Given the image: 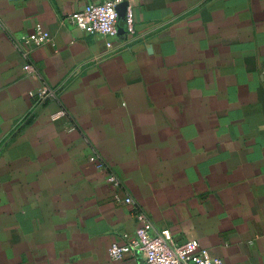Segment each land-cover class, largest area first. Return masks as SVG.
Masks as SVG:
<instances>
[{"label": "crops", "instance_id": "1", "mask_svg": "<svg viewBox=\"0 0 264 264\" xmlns=\"http://www.w3.org/2000/svg\"><path fill=\"white\" fill-rule=\"evenodd\" d=\"M102 1L0 0V264H143L108 253L138 211L264 264V0H126L114 37L71 18ZM36 25L50 40L25 59Z\"/></svg>", "mask_w": 264, "mask_h": 264}, {"label": "built area", "instance_id": "2", "mask_svg": "<svg viewBox=\"0 0 264 264\" xmlns=\"http://www.w3.org/2000/svg\"><path fill=\"white\" fill-rule=\"evenodd\" d=\"M124 2L126 0H104L99 3H88L74 11L71 18L77 27L89 34L114 37L117 34L119 22L117 7ZM133 22V9L130 4H127L124 23L129 33H133ZM49 40L48 35L39 25H36L32 33L21 35L16 42L21 55L27 59L30 47L41 45ZM23 68L31 74L34 71L29 62H25ZM53 91V89L43 87L38 103L52 95ZM63 115H65V111L59 110L50 116L51 119H57ZM89 159L95 163L97 168L105 167L102 159L96 154L90 156ZM107 180L113 187H119V180L113 173L107 174ZM115 197L120 199L117 194ZM124 201L130 204L133 210H137L129 196L124 197ZM137 218L139 225L133 237L125 244L112 243L109 246L108 253L111 258L118 259L125 254H131L134 257L142 258L145 264H224L221 259L210 257L208 251L201 248L197 240L186 239L174 242L170 231L168 229L156 231L145 213L138 211Z\"/></svg>", "mask_w": 264, "mask_h": 264}, {"label": "water", "instance_id": "3", "mask_svg": "<svg viewBox=\"0 0 264 264\" xmlns=\"http://www.w3.org/2000/svg\"><path fill=\"white\" fill-rule=\"evenodd\" d=\"M143 264H145V263H143Z\"/></svg>", "mask_w": 264, "mask_h": 264}]
</instances>
